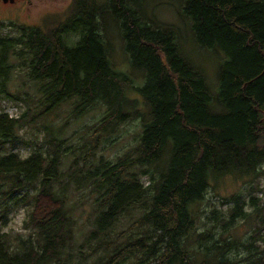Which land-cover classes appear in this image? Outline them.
<instances>
[{"label": "trees", "instance_id": "16d2710c", "mask_svg": "<svg viewBox=\"0 0 264 264\" xmlns=\"http://www.w3.org/2000/svg\"><path fill=\"white\" fill-rule=\"evenodd\" d=\"M181 2L197 45L226 56L216 101L181 55L178 31L145 17L142 1L72 0L61 19L41 26L0 22L17 32L0 33V101L27 104L17 118L0 113V264H264V216L246 241L229 236L260 211L255 195L224 199L228 213L213 209L219 233H199L196 217L218 178L264 176V0ZM107 17L119 24L143 86L114 68ZM18 71L37 90V114L27 92L10 89ZM130 92L148 113L128 112L137 104ZM67 103L74 121L104 108L89 127L82 166L73 163L77 146L66 125L37 127L44 136L30 156L14 152L27 127ZM137 119L135 148L96 156ZM20 209L28 212L26 233L5 232Z\"/></svg>", "mask_w": 264, "mask_h": 264}, {"label": "rangeland", "instance_id": "374dc122", "mask_svg": "<svg viewBox=\"0 0 264 264\" xmlns=\"http://www.w3.org/2000/svg\"><path fill=\"white\" fill-rule=\"evenodd\" d=\"M71 1L72 0H15L13 3L7 4L0 2V22H5L6 24L15 23L18 25L41 26L46 19H61L71 5ZM136 1H142L140 5L141 12H144L145 17L149 20L157 24L159 23L164 27H173L178 31V45L181 55L196 72L200 73L205 78L208 90L213 100L216 101L219 94V75L222 65L226 61L225 54L218 49H202L197 45L194 32L191 29V22L181 15V0ZM104 24L106 27V40L108 44L111 43L110 59L114 68L117 71L128 73L133 81H135L136 85L140 87L143 86L145 81L142 79V76H144V74L140 71H135L131 67L129 57L123 48L124 43L121 40V28L119 24L110 20L109 17L106 18ZM0 33L3 36H15L17 34V32L10 27L1 29ZM13 77L14 79L13 83L10 85V89L14 92H27L29 94L28 98L31 109L35 114L39 113L40 110L37 104L39 95L37 94L35 86L27 80L25 73L22 71H18ZM128 98L137 102L134 109L128 108V112H149V108L138 94L130 92ZM23 104L2 100L0 101V113L7 112L10 116L17 118L24 112V106H27V104ZM215 111L218 112L220 110ZM103 112L104 108L102 107L100 110L90 113L81 120L74 121L72 117V107L69 103L64 104L51 116L40 121L38 125L27 127L22 132V134H24V141L14 150V152L23 159L30 156L36 144L40 143L44 136V133L40 132L37 127H42L47 123L60 127L66 125V135L72 137L77 146V157L73 163L76 162L79 166H82L83 162L86 160L87 154L83 155L81 149L87 144L89 137L91 136V130L89 127L100 115L103 114ZM140 126V119L134 120L131 124L127 123L124 126H120V131L117 134L111 135L112 138L119 136V142L114 145L106 143L104 149L97 150L96 156H122L127 151L135 148L140 133ZM63 169L66 171L68 166L63 167ZM143 182L146 185H149L148 178H143ZM218 183V185L215 184V182L211 184V188L205 195V199L198 205L196 214L197 231L199 233L205 231L211 232L218 227V233L221 232L223 227L217 224L218 221L212 219L211 212L213 209L228 213L231 204H223L224 199H229L230 197L239 194L248 195L252 193L261 201L260 211H253L251 217L246 222L240 223L230 232L229 235L239 242H244L259 227H261V224L258 223L264 216V176L254 180H251L249 177L238 178L225 176L222 179L218 178ZM82 206L87 213L90 211V206L87 204V201L84 200ZM27 215L28 212L25 209H20L17 213L12 214L11 222L4 231L9 232L12 230L16 233H26L23 225ZM81 221L85 223L86 217H82ZM128 224V218L123 219L122 224L118 228V232L126 230ZM229 236L224 235L223 238ZM239 254L241 257L246 256V253L242 250L239 251Z\"/></svg>", "mask_w": 264, "mask_h": 264}, {"label": "flooded vegetation", "instance_id": "af4514ba", "mask_svg": "<svg viewBox=\"0 0 264 264\" xmlns=\"http://www.w3.org/2000/svg\"><path fill=\"white\" fill-rule=\"evenodd\" d=\"M15 0H0L1 3H13Z\"/></svg>", "mask_w": 264, "mask_h": 264}, {"label": "built area", "instance_id": "2783aa9c", "mask_svg": "<svg viewBox=\"0 0 264 264\" xmlns=\"http://www.w3.org/2000/svg\"><path fill=\"white\" fill-rule=\"evenodd\" d=\"M11 117H13V116H11ZM15 118V117H14Z\"/></svg>", "mask_w": 264, "mask_h": 264}]
</instances>
